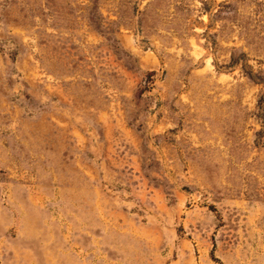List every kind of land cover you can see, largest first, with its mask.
<instances>
[{"label": "rangeland", "instance_id": "obj_1", "mask_svg": "<svg viewBox=\"0 0 264 264\" xmlns=\"http://www.w3.org/2000/svg\"><path fill=\"white\" fill-rule=\"evenodd\" d=\"M0 264H264V0H0Z\"/></svg>", "mask_w": 264, "mask_h": 264}]
</instances>
